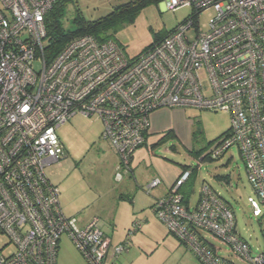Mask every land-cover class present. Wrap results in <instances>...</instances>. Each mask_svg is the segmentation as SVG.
I'll return each instance as SVG.
<instances>
[{"label": "built area", "instance_id": "built-area-1", "mask_svg": "<svg viewBox=\"0 0 264 264\" xmlns=\"http://www.w3.org/2000/svg\"><path fill=\"white\" fill-rule=\"evenodd\" d=\"M57 1L0 0V264H57L63 235L86 264H117L123 245L107 258L110 242L98 220L79 226L66 217L60 190L47 175L65 158L57 130L77 115L102 122L101 137L124 171L145 144L154 110L228 115L229 130L199 161L235 147L257 198H248L252 214L261 216L264 0H163L164 10L187 6L193 15L134 58L114 40L91 35L73 38L49 56L45 18ZM207 9L213 17L208 31L200 32L195 19ZM191 173L182 172L167 198L156 202V218L200 264H264V245L252 253L233 212L209 186L201 187L194 208L183 204L180 188ZM159 184L153 179L146 190ZM262 236L264 242V230ZM207 239L227 247L224 258Z\"/></svg>", "mask_w": 264, "mask_h": 264}, {"label": "rangeland", "instance_id": "rangeland-1", "mask_svg": "<svg viewBox=\"0 0 264 264\" xmlns=\"http://www.w3.org/2000/svg\"><path fill=\"white\" fill-rule=\"evenodd\" d=\"M129 1L70 0L62 20L64 28L75 29L72 22L75 15L94 21ZM191 13V8L187 6L164 10L161 4L149 5L139 11L132 22H124L111 32L112 40L121 46L127 57H137L154 44L155 39L166 36L187 20ZM212 17L211 9L198 14L196 29L208 31ZM189 33L193 34L194 28ZM149 123L152 134L149 143L155 145L151 149L148 146L147 154L151 159L145 158L136 176L146 180L148 172L154 170L160 178L161 174L168 181L185 169L191 170L190 204L194 206L203 185L209 186L233 212L240 237L248 242L253 254H259L264 245L263 225L258 224V219L252 214L248 198L256 201L257 198L248 183L244 163L236 148L231 147L218 159L199 161L202 155L198 153L208 152L229 130L228 115L193 108H161L150 113ZM102 130L103 124L99 119L80 115L57 130L68 156L60 164L48 168L47 175L50 182L58 186L64 209L66 206L71 210L76 208L77 211L87 212L95 206L102 213L101 225L109 227L113 224L112 230L108 231L110 246L107 258L110 259L113 249L123 245L117 264H200L153 214L150 205L156 190L151 189L153 192L149 194L145 189L134 187V181L128 176L129 168L127 171L118 168L120 159L100 139ZM112 165L114 168L117 166L116 174ZM121 195H131L132 203L120 199ZM87 205L91 206L82 209ZM4 242L0 238V245ZM213 243L220 245L218 240ZM221 248L228 251L224 245ZM57 264H86L66 235L59 242Z\"/></svg>", "mask_w": 264, "mask_h": 264}, {"label": "trees", "instance_id": "trees-1", "mask_svg": "<svg viewBox=\"0 0 264 264\" xmlns=\"http://www.w3.org/2000/svg\"><path fill=\"white\" fill-rule=\"evenodd\" d=\"M162 1L163 0H131L129 2H126L124 4H121L117 7H115L114 9H112V11L110 13H108L104 17H101V18L96 19L94 21H86V20H83L81 17L75 15L72 19V22L75 25V29L74 30H66L64 28L62 20L65 16L66 7L69 4L70 0H58L57 3L55 4V6L47 14V16L45 18L46 33H47V44H46L45 50L49 56H54L70 40H72L73 38L79 37V36H83V35H91L92 37H94L96 40H98L100 42L107 41L110 39L112 40L111 32H115L116 29L122 23L132 22L133 19L135 18V16L143 8H145L149 5H153V4L158 5ZM192 15H193V13H191L190 17H192ZM166 36H162V37L155 39L154 44L158 43L159 41H161ZM167 196H168V194L166 196H164V198H161V199H165V198H167ZM161 199H159V200H161ZM159 200H156V202ZM156 202L154 203V205L151 208L154 215H155V212H154L153 208H155ZM257 219H258V224L263 225V229H262V232H263V230H264V212L261 216L257 217ZM198 235L200 236V238H203L202 234H198ZM207 240L210 243L214 244L211 240H209V239H207ZM215 246H218L220 249H222L220 245L215 244ZM222 251H223V249H222ZM225 253L226 252L223 251V254L219 253V252L215 253V254L218 257L224 258ZM231 261L234 264H244L243 262H239L235 259L228 260V262H231Z\"/></svg>", "mask_w": 264, "mask_h": 264}, {"label": "crops", "instance_id": "crops-1", "mask_svg": "<svg viewBox=\"0 0 264 264\" xmlns=\"http://www.w3.org/2000/svg\"><path fill=\"white\" fill-rule=\"evenodd\" d=\"M73 119V118H72ZM71 119V120H72ZM70 120V121H71ZM69 121V122H70ZM102 133V132H101ZM101 133H100V139L101 138ZM168 134V133H167ZM151 132H150V129L146 135V139H145V144L142 146V148L138 149L135 154H133V156L131 157V160H130V165H129V172H128V176L130 179H132L134 181V187H138V188H141V189H145L146 191V187L148 186V184L153 180V179H159L160 180V184L159 186L155 187L154 189L156 190V193L152 195V204L150 205V207L152 208V206L154 205V203L156 202V200H159L161 198H164V196H166L168 194V191L170 189V187L172 186V184L175 182V180L179 177V175L183 172H180L178 173L177 177L174 178L173 180H168L166 181V177L164 178L163 175L160 174L161 178L159 177V174L154 171V170H151V172H148V178L146 180H143L142 178L136 176V172L138 171V168L139 166L144 162L145 158L146 159H151V156H148L147 152L149 151V149H151V147H153L154 145H152V143H149L150 140H151ZM165 136H163L161 139H163ZM60 139V138H59ZM160 139V140H161ZM103 140V139H102ZM61 141V140H60ZM104 141V140H103ZM105 142V141H104ZM61 143L63 144L64 146V149H65V158L68 156V151H67V148H66V145L64 144V142L61 141ZM150 145V146H149ZM148 146L150 147L148 149ZM63 162V161H62ZM116 163H117V160H116ZM114 165H117V164H114ZM117 167V166H116ZM116 167L114 168L113 165L111 166V168H113V172L116 174ZM186 170V169H185ZM192 177V176H191ZM191 177L189 178V180L187 181L186 184H184L181 189H180V192L183 196V204L187 207V208H194L196 206V204L198 203V200H199V194H198V197L197 199L195 200L194 202V206H192V204H190V193L192 192L190 190L191 188V183H189ZM140 183V184H139ZM142 183H144V185H141ZM53 184V183H52ZM55 185V184H54ZM57 186V185H55ZM58 187V186H57ZM147 193L151 194L153 191H146ZM120 199H124V200H128L130 203H132V200L133 198L131 197V195L129 196H120L119 197ZM62 203L60 201V198H59V206L61 208V211L62 213L68 217V218H74L76 221H77V224L79 226H82L86 223H88L91 219H97L98 222H99V227L100 229L108 236L109 235V230H112L113 228V224L111 223V225L109 227H106L101 225V218H102V213H100V211L95 207L93 206L92 208H90L87 212H83L82 210L80 211H77L76 208H74L73 210H71L70 208L66 207L65 206V209H64V205L62 206ZM66 204V202H65ZM95 204H96V201H95ZM93 205V204H91ZM91 205H87L86 207H83L82 209H85V208H88L90 207ZM81 209V207H78ZM110 223V222H108Z\"/></svg>", "mask_w": 264, "mask_h": 264}, {"label": "clouds", "instance_id": "clouds-1", "mask_svg": "<svg viewBox=\"0 0 264 264\" xmlns=\"http://www.w3.org/2000/svg\"><path fill=\"white\" fill-rule=\"evenodd\" d=\"M160 4H161V3H160ZM223 135H224V134H223ZM221 137H222V136H221ZM201 155H202V154L199 153V156H201ZM200 158H201V157H200ZM200 158H199V159H200ZM199 159H198V160H199ZM203 160H204V159H203ZM186 170H187V169H186ZM184 171H185V170H184ZM184 171H183V172H184ZM180 175H181V174H180ZM180 175H179V176H180ZM188 180H189V179H188ZM188 180H187V181H188ZM175 181H176V180H175ZM174 183H175V182H174ZM174 183L172 184V186L174 185ZM172 186H171V187H172ZM171 187H170V188H171ZM180 189H181V188H180ZM169 190H170V189H169ZM168 192H169V191H168Z\"/></svg>", "mask_w": 264, "mask_h": 264}]
</instances>
